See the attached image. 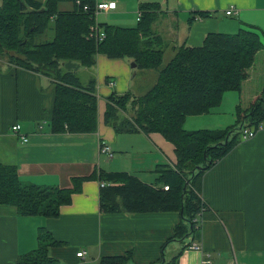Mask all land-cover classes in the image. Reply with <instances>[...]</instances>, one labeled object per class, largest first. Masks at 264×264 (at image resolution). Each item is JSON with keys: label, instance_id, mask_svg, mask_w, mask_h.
Masks as SVG:
<instances>
[{"label": "crops", "instance_id": "obj_1", "mask_svg": "<svg viewBox=\"0 0 264 264\" xmlns=\"http://www.w3.org/2000/svg\"><path fill=\"white\" fill-rule=\"evenodd\" d=\"M96 2L115 4L114 9L99 15L114 16L121 24H128L134 18V11L136 7L139 10L141 3L159 4L164 12L155 23L154 31L163 37L165 52L170 48L173 56L177 47L201 46L210 33L234 34L248 26L255 28L264 43V0ZM232 6L236 14L228 17L226 11ZM73 8L72 3L59 4L61 11ZM198 11L214 15L203 20L196 17ZM160 20L167 21V28H160ZM133 63L130 59H110L99 54L96 66L86 68L89 75L85 82L77 74L85 68L74 71L83 84L92 77L96 79L98 131L94 134H53L49 124L55 101L54 82L26 69L2 66L0 163L16 167L24 183L39 186L70 189L74 178L89 177L100 171L128 172L154 185L158 166L175 167V146L160 133L117 134L104 120L106 99L111 94L142 95L156 82L155 72L136 73ZM110 80L115 82L114 86L109 85ZM263 89L264 49L257 55L242 91L226 93L217 112L188 117L185 129L216 130L233 126L224 118L225 107L229 109L232 104L236 109L241 106L246 110L260 98ZM233 115L237 117L235 111ZM16 124L21 125L20 135L11 131ZM21 136L28 138V142L24 143ZM102 142L112 148V159L101 155ZM99 182L97 179L85 181L82 190L73 195L72 203L61 207L57 218L22 216L16 208L0 205V264H16L21 255L37 249L40 228L62 243L49 249L50 256L61 264H99L105 257L128 252L133 258L130 264H159L162 258L163 264L168 263L170 258L166 254L171 243H166L181 221L180 214L103 212ZM202 197L207 210L199 219L200 235L194 242L212 255L215 264H264V122L253 138L241 140L205 173ZM191 240L179 245L176 254ZM79 252H85L84 257H78ZM202 259L203 254L184 249L176 264H201Z\"/></svg>", "mask_w": 264, "mask_h": 264}, {"label": "trees", "instance_id": "obj_2", "mask_svg": "<svg viewBox=\"0 0 264 264\" xmlns=\"http://www.w3.org/2000/svg\"><path fill=\"white\" fill-rule=\"evenodd\" d=\"M21 1L24 8L19 0H2L0 56L7 58L9 66L35 72L54 82L50 131L53 134L98 131L96 79L92 77L83 84L74 70H66V63L72 61L80 68L92 69L99 54L110 59H130L136 69L155 72L157 80L142 95L111 94L106 99L105 123L117 134L160 133L175 146L177 163L174 168L158 166L154 185L128 172L100 171L74 178L70 189L26 184L16 167L0 163V205L14 207L22 216L57 218L61 207L72 203L73 195L82 190L85 181L112 183L100 191L103 212L180 214L181 221L166 244L192 240L164 263L176 264L184 249L200 235L198 222L207 210L202 197L203 176L239 144L242 129L261 127L264 89L248 109L237 106V124L226 130L188 131L186 120L190 116L212 114L222 105L226 93L242 91L257 55L264 49L261 35L252 26L234 34L210 33L201 46L175 48L174 56L164 64V39L154 31L162 13L159 4H140L137 27L100 25L106 38L97 42L87 37L95 23L97 0ZM63 2L72 3L73 10L61 11L59 4ZM85 6L91 11L85 12ZM195 15L205 20L214 13L198 11ZM48 31L53 38L40 40ZM163 186L169 190L165 191ZM38 242L37 249L21 255L16 264H61L49 254V249L61 246V242L45 228L39 229ZM132 259V253L128 252L105 257L99 264H130Z\"/></svg>", "mask_w": 264, "mask_h": 264}, {"label": "built area", "instance_id": "obj_3", "mask_svg": "<svg viewBox=\"0 0 264 264\" xmlns=\"http://www.w3.org/2000/svg\"><path fill=\"white\" fill-rule=\"evenodd\" d=\"M77 4L80 5V2L78 1ZM114 7H115V4H112V3H97L96 2V7L94 9L95 23L90 27L89 34L87 36L88 39H91V40H94V41H97V42H102L106 38V34H105L104 28H102L97 23V16H98V14L100 12L109 11L111 9H114ZM83 9H84L85 12H90L91 11L90 7H88V6H85ZM234 14H236V12H235V8L233 6L230 7L229 10L226 11V15L228 17L234 16ZM139 19H140V16H139ZM109 85L114 86L115 82L113 80H110L109 81ZM258 130L259 129H257L255 127L254 128H244L240 132L241 133L240 134V139L241 140H247V139L253 138L256 135ZM11 131L14 134H16V135H20L21 125L20 124L13 125L11 127ZM21 138H22V141L24 143L28 142V138H26L25 136H21ZM100 153H101V155L106 156L108 159H112L114 157V152H113L112 148L108 144H105V143H101ZM99 185H100V188H105L107 186H111V185H114V184L107 183V182H104V181H100ZM163 188H164L165 191L169 190L168 186H163ZM205 209H206V207H204L203 212L205 211ZM198 226H199V224H198ZM187 249L188 250H192V251H196V252H199V253L203 254V259L201 261V264H215V261H214L212 255L209 254V253H205V251L203 250V247H202V245L200 243L192 242L188 246ZM84 255H85V252H79L77 254L78 257H84Z\"/></svg>", "mask_w": 264, "mask_h": 264}, {"label": "rangeland", "instance_id": "obj_4", "mask_svg": "<svg viewBox=\"0 0 264 264\" xmlns=\"http://www.w3.org/2000/svg\"><path fill=\"white\" fill-rule=\"evenodd\" d=\"M144 3H151V2H144ZM1 4H2V0H0V6H1ZM160 9H161V11L164 12V8L160 7ZM134 12H135L134 18L131 19L128 24H121L119 22H116L114 16H108V15H104V14H100V15L98 14L97 23L99 25H101V26L113 25V26H121V27H137L138 19H139L138 7H136ZM229 19H232V18H229ZM159 23H160L159 26H160L161 29L163 27L167 28L168 23H167L166 20L165 21L164 20L163 21L160 20ZM226 24H228V23H226ZM52 38H53V33L51 31H48L46 33V35L44 37H42L40 40H42V41L51 40ZM172 57H173V52L171 51L170 48H168L166 50V52H165L164 64H167L171 60ZM8 64L9 63H8L7 58H2L0 56V65L1 66H5V65H8ZM135 71H136V73H139V74L142 72V70H140V69H136ZM77 74L79 75V77L82 78V80L84 82L86 81V78L89 75V73L87 72L86 68L85 69H80L77 72ZM138 78H139V76H138ZM137 81H138V79H137ZM217 110L218 109H215L214 112H217ZM224 111L226 112L224 118H227V120L230 122V125L231 124L232 125L233 124L234 125L237 124V122H236L237 117H234V115H233L234 111L236 112V108L234 107V105L230 104L229 109L227 107H225ZM225 125H227V124H225ZM228 127L229 126H223L222 130H226V129H228ZM194 131H196V130H194ZM106 160H108V159H106ZM179 245H182V243L181 242H173V243H171V245H170V247L168 248V251H167L168 254H166V256L171 259L177 253V248H178Z\"/></svg>", "mask_w": 264, "mask_h": 264}, {"label": "water", "instance_id": "obj_5", "mask_svg": "<svg viewBox=\"0 0 264 264\" xmlns=\"http://www.w3.org/2000/svg\"><path fill=\"white\" fill-rule=\"evenodd\" d=\"M19 1L21 2V6L24 8L25 7V3L22 2L21 0H19ZM131 66H132V68H136V64L135 63H133ZM65 68L68 71H71V70L77 71V70H79L80 65H77V64L73 63L72 61H70V62L66 63Z\"/></svg>", "mask_w": 264, "mask_h": 264}]
</instances>
